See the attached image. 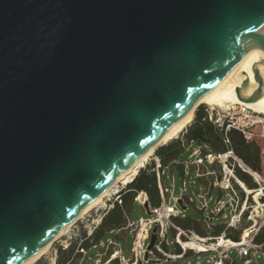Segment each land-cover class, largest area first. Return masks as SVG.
Here are the masks:
<instances>
[{
	"label": "water",
	"instance_id": "water-1",
	"mask_svg": "<svg viewBox=\"0 0 264 264\" xmlns=\"http://www.w3.org/2000/svg\"><path fill=\"white\" fill-rule=\"evenodd\" d=\"M263 43L264 0H0V264L35 255Z\"/></svg>",
	"mask_w": 264,
	"mask_h": 264
},
{
	"label": "built area",
	"instance_id": "built-area-1",
	"mask_svg": "<svg viewBox=\"0 0 264 264\" xmlns=\"http://www.w3.org/2000/svg\"><path fill=\"white\" fill-rule=\"evenodd\" d=\"M204 111L208 120L218 130L224 132L225 144H229V140L226 137V133L229 130L239 132L245 140H250L254 137L264 139V114L247 105L232 104L224 107L206 105ZM184 148L185 151L190 150L188 157L195 156L193 162L196 165V169L191 172L188 164L182 163V182L179 188V195L174 196L172 174L170 176L171 185L166 186L164 176L167 167L160 169L159 161H157L154 171L162 203L157 208L149 209L148 216L145 218L140 216L136 221L139 224V230L132 241L131 254L133 260L132 258L127 259L125 261L126 264H138L139 261L141 264H166L169 261L182 259L187 254V248L194 255L214 252L210 256L211 264H235L234 258L229 254L230 251H234L236 256L243 260L244 264H251L252 257L255 258L257 252L261 253V246L254 244L253 238L264 224V147L261 148L259 154L260 164L262 165L261 174L253 171L230 149L224 153L212 154L208 145H194L192 141L186 143ZM202 151H205V154H202ZM215 162L218 163V170H209L208 168ZM200 165L204 166L205 172H199ZM237 169L251 177L256 184L255 189H247L245 184L237 178ZM207 175H210L212 180H207V183L203 186L199 184V191L195 192L193 190L192 194H189L185 178H189V184L193 189L196 179ZM237 184L245 192V197L242 200L234 187ZM215 189L220 190L219 196L213 195ZM250 192L255 193L257 196L255 207L260 211V216L257 213L254 217L251 211H245ZM142 195L141 205L144 206L147 200L146 194L140 192L137 196L140 197ZM179 199L181 204L178 203ZM134 200H137V197ZM195 203H197V209L201 213L200 219L207 227H210V223L220 220L224 223L226 229H236L242 225L244 220H247L249 223L241 228L240 240L234 242L227 239L225 231H222L217 237H200L192 231H185L176 227L171 220L172 217H183L190 205L195 206ZM127 224L131 226L134 223L129 220ZM153 228L156 229V240L151 249L148 250V244L145 245V242L149 241ZM170 228L175 230L172 242L167 240V231ZM184 237L196 244L203 245L204 250L199 251L195 248L184 246L183 243L186 242H181ZM220 241L222 242L221 244ZM174 244L180 246V251L169 252L168 247ZM116 255H118V252H116Z\"/></svg>",
	"mask_w": 264,
	"mask_h": 264
},
{
	"label": "trees",
	"instance_id": "trees-1",
	"mask_svg": "<svg viewBox=\"0 0 264 264\" xmlns=\"http://www.w3.org/2000/svg\"><path fill=\"white\" fill-rule=\"evenodd\" d=\"M181 133H183L181 140L173 139L154 151L155 157L159 161L160 169L170 166L171 171L174 169L177 170L181 177L183 170L182 161L185 160L190 153V150L185 151L184 146L189 141H192L194 145H208L209 150L214 154L224 153L230 149L253 171L260 174L262 173L259 154L261 148L264 147V139L254 137L250 140H245L239 132L229 130L226 133L229 144H225L224 132L218 130L212 122L208 120L203 105H200L196 109L192 121L183 131H181ZM202 154H205V151H202ZM212 167L213 166L211 165V168ZM190 171L193 172L192 169ZM236 176L248 189L256 188V184L248 174L237 169ZM234 186L242 200L244 194L240 187L237 185ZM140 192H144L147 196V200L144 203V205H147V208L153 209L161 205L162 200L157 187L154 161H151V163L144 169L139 170L138 174L118 193V200L112 202L111 207L103 214L97 227L94 228L89 236H84V239L80 242L77 248H75L76 243L73 242L65 249L60 248L59 252L72 255L74 251H77L78 256H80L81 253H79V251H89L93 247L97 248L100 242L107 241L110 236H113L115 230L126 226L128 213L132 210L134 199ZM215 193L216 194H214L213 191L214 196H219L220 190L216 189ZM187 210L183 217H172L171 220L176 227L185 231H192L200 237H217L222 231H225V237L227 239L234 242L240 240L241 229H226L224 223L220 220L210 223V227H207L200 217L192 218L189 216ZM170 230L173 232L174 236L175 230L172 228H170ZM253 242L256 245L261 246L260 252L264 260V224L254 236ZM175 250L178 252L180 251V248H176Z\"/></svg>",
	"mask_w": 264,
	"mask_h": 264
},
{
	"label": "rangeland",
	"instance_id": "rangeland-1",
	"mask_svg": "<svg viewBox=\"0 0 264 264\" xmlns=\"http://www.w3.org/2000/svg\"><path fill=\"white\" fill-rule=\"evenodd\" d=\"M202 105L204 104H201V106ZM218 107H224V106H218ZM182 134L183 133L180 132L174 139L181 140L183 137ZM162 145L164 144H160L159 146H157V148ZM157 148H155V150ZM194 159H195V156L193 155L192 157L185 158V160H183L182 163L185 162L186 164H188L189 169L190 170L192 169L194 171L196 169V165L193 162ZM151 161H154V169H155L157 166L158 159L155 157L154 152H153L152 158L148 159V161H146V163L143 166L138 168L137 173L133 176V178L138 174L139 170L144 169L146 166H148L151 163ZM212 166H213L212 168L209 167L208 169L209 170L215 169L216 171L218 170L217 162L212 164ZM170 168L171 167L169 166L167 167V169H165L164 183L166 186L171 185L170 176L172 174L173 185H174V196H178L179 188L182 182V176L180 177L177 170L174 169L173 171H171ZM205 170L206 169L204 168V166L202 165L199 166V172H202V171L205 172ZM207 180H212L210 175L202 176L196 179V183L193 186V189L195 190V192L199 191V184L203 186L207 183ZM185 181L187 183L188 193L192 194L193 189L189 184V178L186 177ZM125 186L126 184H123V185L121 183L118 184V188L116 189V191L113 192L110 195V197H107L105 199L104 207L99 206L97 208H94L93 210L89 211L83 218H81L80 220H77L70 227L69 231L65 235H63L59 240L53 243L50 251L47 254L43 255L34 264H126L125 261L127 259L132 258L133 260V256L131 254L132 241H133L134 235L139 230V224H137L136 221L138 220L140 216L144 218L148 216L145 210L142 211L144 209L143 206L141 205V202L143 200V195L140 197L136 196L137 200H134V206L132 207V210L130 211V213H128V217L126 218L127 223L130 220L134 224H132L131 226H128V224H126V226L121 228L119 231H115L113 233V236H110L107 241L100 242L97 248L93 247L89 251L87 250L79 251V253H81L80 256H78L77 251H74L72 255H67L65 253L59 252L60 248L65 249L70 243H73V242L76 243L75 248H77L80 242L84 239V236L86 237L89 236L91 232L94 230V228L97 227V225L100 223V220L103 214L106 212V210H108L111 207L112 202L118 200V193L122 189H124ZM215 191L216 189L214 190V194H216ZM241 191L245 197L244 190L241 189ZM254 195L256 194L253 192L252 193L250 192L248 194V202L246 205L247 209L245 211H251L252 215L255 217L257 213L259 216L261 215V213L255 207L256 205L255 201H256L257 196H254ZM195 204H196L195 206L190 205V207L187 210V214L191 216L192 218H198L201 216L200 211H198L197 209V203ZM148 211H149V208H148ZM248 223L249 222L247 220H244L242 225L238 226L236 230L241 229L243 226L247 225ZM173 239H174L173 232L170 229H168L167 240L172 242ZM148 242L149 241L145 242V245L148 244ZM181 242L183 243V242H190V241L187 240L186 237H184L181 239ZM178 247L180 248L178 244L170 245L169 250H171V252H174L175 251L174 249ZM116 252H118V255H116ZM186 253L187 255H191L192 251L188 250L187 248ZM213 254L214 252L200 253L198 255H195V258L192 261L186 260V259L184 260L180 259L178 260L177 263H168V264H197V263L198 264H211L210 256H212ZM230 254L234 258L235 264H244L243 260L239 258L238 256H236V253L234 251H231ZM138 264H141L140 261L138 262ZM251 264H264L262 254L257 252L256 257L255 258L252 257Z\"/></svg>",
	"mask_w": 264,
	"mask_h": 264
},
{
	"label": "bare ground",
	"instance_id": "bare-ground-1",
	"mask_svg": "<svg viewBox=\"0 0 264 264\" xmlns=\"http://www.w3.org/2000/svg\"><path fill=\"white\" fill-rule=\"evenodd\" d=\"M256 62L263 63L262 73L264 76V43L251 48L246 53V55L238 62L235 68L230 73H228V75H226L218 84L212 87L211 90L196 103V105H194L171 128L167 130V132L161 137L156 145L147 150V152L144 153L133 166L129 167L126 171L121 173L109 188L105 189L78 214L74 221L65 225L52 240H50L35 255L26 260L23 264H34L43 255L47 254L50 251L53 243L59 240L63 235H65L77 220L83 218L89 211L93 210L94 208H97L99 206L104 207L105 199L107 197H110V195L116 191V189L118 188V184L121 183L123 185L129 183L132 180L133 176L137 173L138 168L143 166L146 161H148V159L152 158L155 147L171 141L181 131H183L185 127L188 126V124H190L193 119L194 112L199 105L204 104L207 106L218 107L232 104H243L251 107L257 112L264 114V94L260 97H255L248 101L243 100L252 97L251 93L256 84L252 66ZM245 79L249 81V85H247L245 89L241 88V90L239 91L241 97H239L237 94V90L239 89V87H241V84ZM221 243L222 242L220 241V244ZM183 244L184 246L192 247L199 251L204 250L203 245L196 244L192 241Z\"/></svg>",
	"mask_w": 264,
	"mask_h": 264
},
{
	"label": "crops",
	"instance_id": "crops-1",
	"mask_svg": "<svg viewBox=\"0 0 264 264\" xmlns=\"http://www.w3.org/2000/svg\"><path fill=\"white\" fill-rule=\"evenodd\" d=\"M189 156V155H188ZM187 156V157H188ZM175 163H177V162H175ZM210 168H211V166H210ZM194 190V189H193ZM145 209H143L142 211H144ZM175 250V249H174ZM168 251L169 252H171V250H169V247H168ZM173 251V250H172ZM176 251V250H175ZM231 253V251L229 252V254ZM231 255V254H230ZM195 258V255L194 254H191V255H187V254H185L184 255V257L181 259V260H184V259H186V260H190V261H192L193 259ZM180 260V259H179ZM178 262V260H176V261H169L168 263H177ZM168 263H166V264H168ZM198 264V263H197Z\"/></svg>",
	"mask_w": 264,
	"mask_h": 264
}]
</instances>
